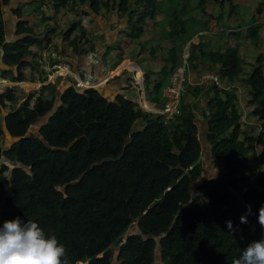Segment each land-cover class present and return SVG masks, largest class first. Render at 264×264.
Here are the masks:
<instances>
[{
  "label": "trees",
  "instance_id": "obj_1",
  "mask_svg": "<svg viewBox=\"0 0 264 264\" xmlns=\"http://www.w3.org/2000/svg\"><path fill=\"white\" fill-rule=\"evenodd\" d=\"M9 1L0 0L4 66L0 74L21 82L24 69H37L29 57L33 44L40 41L17 8L18 39L6 42L2 8ZM50 1L55 12L83 7L84 15L96 17L116 11L127 17L131 40L143 33L158 4L156 0ZM188 2L205 14L208 0ZM36 3L30 13L42 14L48 22L41 11L45 1ZM195 9L192 6L188 16L191 24L184 20L174 32L180 42L170 49L158 77L144 75L145 90L155 103H163L164 80L182 64L181 46L203 28L192 18ZM258 30H248L253 47L260 40ZM186 32L189 36L183 39ZM61 37L76 57L98 49L79 23H72ZM203 38L190 44L188 67L195 69L199 60L207 62L229 84L244 74L250 115L259 122L258 164L252 141L240 127L234 90L189 86L178 113L164 123L163 116L145 112L122 96L108 100L99 89L80 93L70 86L60 92L57 83L47 84L24 99L15 88H7L0 95V226L17 216L37 222L48 236L55 235L65 245L70 264H154L157 251L161 264H232L249 241L264 236L258 221L264 207V58L257 56L245 71L246 62L237 48L212 51ZM106 52L102 62L113 69L122 60V50L116 44ZM107 56L114 57V63ZM199 97L206 98L205 109ZM20 99L24 101L15 107ZM8 106L4 127L17 141L4 150L1 114ZM201 129L211 160L222 165L218 176L206 180L200 162ZM4 185L9 192L3 198ZM242 216H247V223H241ZM134 223L137 234L127 235Z\"/></svg>",
  "mask_w": 264,
  "mask_h": 264
},
{
  "label": "crops",
  "instance_id": "obj_2",
  "mask_svg": "<svg viewBox=\"0 0 264 264\" xmlns=\"http://www.w3.org/2000/svg\"><path fill=\"white\" fill-rule=\"evenodd\" d=\"M179 1H184V0H179ZM245 1L247 0H208L207 4L205 5L204 15H201L200 6L198 7L195 4L196 6L194 7H196V9L192 13V18H194L197 21H200L201 27L203 28L201 29V31L194 34L185 45L181 46L182 47L181 58L183 55V51L185 49L188 50L191 43L198 44L202 35H204V38L202 39V41L206 42L212 51L218 50V51L224 52L227 48L235 47L237 48L240 57L245 58L243 55L240 54L241 46H244V48L248 46L252 49L259 48L261 43L264 42V0H249L251 2L247 4H245ZM156 2H158L159 4L161 3L163 9L167 7L171 8V9L168 8L167 10L170 9L173 11V9H176L171 4L172 0L171 1L156 0ZM20 4L24 5L25 3L17 2L16 5L12 6L11 11H13L14 13V11L17 8H20L21 11L24 12L25 10L28 9L26 7L21 8L20 6H18ZM237 4H241L242 6H247V7L245 9L244 8L238 9ZM230 6L232 7L231 9H230ZM83 9H84L83 7L77 8L76 11L80 10L82 12ZM44 10L48 11L47 14L45 15L49 17V21L46 23H43V26L38 23V21H40V18H42L40 15L34 14L35 17L34 15H32V19L28 20L30 26L38 24L40 25L38 32L40 33L42 31V36H40V38L42 39H39L40 45H37V46L33 45L31 47L32 55L29 57V60L36 62L37 69L35 71L31 70L30 68L24 69L23 70V81L16 82L14 84H17V86L24 84L27 86L31 85L33 87H38L39 85L43 87L44 80L46 79V76L48 75V66L50 65L49 63H51L48 57V52H50L51 50H57L61 52L62 59L68 62L74 71L82 72V71H85V69H88L92 72L94 79L96 81H101L104 78H107L108 82L103 83L100 86L99 90L102 92L104 97L107 98L108 100L112 101L115 99L116 96H122L125 99L129 100L130 102L137 104L139 108H141L143 111L148 112V113L160 111L163 108V103L153 102L151 100L152 99L151 93L145 90L144 75L154 74L152 76L153 79H155V77L156 78L158 77V72L161 70L163 66H165L164 59L169 54L170 49H175V48H172L174 42L172 41V44L169 47L168 42L164 40H160L158 42L159 49H160L159 51L148 50V49L144 51V49H141V48H145V47L148 48L149 46L156 43L155 35L160 32L159 31L160 29L158 30L156 26L162 25L161 22H164V20H167L166 14H164L165 17L160 14L156 16L158 14L157 12L160 13V11H155L153 17L145 21V25L142 31L143 33H141L140 36L133 38V40L127 37L125 33H122V28L126 25L127 27L129 26L128 19L126 16H121V18L124 19L123 21L126 20L125 22L119 21L116 25L114 26L111 25L110 26L111 32H113L115 28H118L119 30L118 32H116V38L120 39L121 43L118 45L120 46V49L122 50V60L119 63H117V65L113 69H111L110 67L104 66L102 62V55L100 54V44L98 45L96 43H93V41L91 40V35L89 36L87 34V36L89 37L91 41L92 46H96V47L99 46V48L97 47L98 48L97 51L95 52L91 51L87 55H83L81 57H76L73 54L70 55L64 47L63 49H61L62 48L61 45L53 44L52 43L53 37H56V35L62 30V28L61 26H59L60 21L58 22L55 17H52L53 14L51 16L50 12L53 11L51 6L47 8L45 7L41 8V11H44ZM187 11L188 13H190V8ZM30 12L31 10H28V13L26 14L29 15ZM108 14H111V12H109ZM14 18H11V22L13 25L11 28H9V26H6V23H5V27H6L5 28L6 30L5 40L7 43H13L18 39V37L15 36V26L18 23L19 19H17L16 16ZM98 18H102V16L99 15V17L97 16L91 17L93 21L95 20L97 21ZM25 19L26 18L24 17L23 20ZM59 19H62L63 21H66L67 23L69 21V20L67 21V18L64 16V14ZM173 22H175V24L177 25L173 23L172 24L169 23L168 26H170L171 30L168 27H166V30L168 32V39H167L168 41H170L169 38L170 36H172V34H170L171 31L173 30L177 31V29H179L182 26L180 22H184V19H180L179 22H177L176 20H173ZM155 27H156V30H152V28H155ZM172 27H178V28L173 29ZM252 27L259 28L258 35H259L260 40H259L257 47H253L250 43L248 30L249 28H252ZM61 32H64V31H61ZM101 37L104 40V37L103 36ZM60 40L63 41L62 37ZM46 42L50 43L52 47H49V48L43 47L44 43ZM116 44L117 43L106 45L105 49L107 50L108 47L112 48ZM85 48L87 49V46H85ZM136 48H137V51H136ZM139 51H140V54L138 56ZM128 52L129 53L131 52L132 54L136 52L137 53L135 57L136 59L139 57L143 58L146 56V60L145 61H141L140 59L133 60L128 57L127 55ZM91 54H93L94 57L99 60L98 65L91 64V58H90ZM2 55H3V51L0 49V66L2 65V61H1ZM262 56L264 58V55ZM110 57L112 58V56ZM110 57H108L109 63H114V57L112 59H110ZM152 60H154L153 62H156V63L155 64L151 63ZM157 61H159V63H157ZM244 61L246 62L245 59ZM120 64L123 65V69L125 68V66H129V65L131 67L132 66L136 67L135 69L131 68V70L129 71H126V70L122 71V72H126V74H128L130 78L132 77V79L134 80L132 84H129L126 81L121 80L120 79L121 76L116 77V78L112 77L115 74V71H114L115 68L118 67ZM208 64L209 63L207 62H202L201 60H199L196 62L195 69L191 70L190 67H188L187 76H188V80L190 84H194V82L196 81L198 77L206 73L215 72V70L211 71V68L213 66L211 64L209 65ZM252 65L253 64H250V66ZM199 67H204L206 71L199 73L200 72L198 70ZM27 71L29 72V74L33 73V77L35 79H33L32 76H28L26 73ZM168 79L169 77L167 78V80H164L165 85L168 83ZM58 83L63 84L61 87L62 89L61 88L59 89L60 92L63 89H65L68 85L67 82H64L62 80H59ZM233 84H230V85L233 87ZM16 87L14 88L16 89V91H18V88ZM164 87L165 86H163L162 90L164 89ZM200 98L201 97H199L201 106L203 109H205L206 98L205 99H200ZM161 99L163 102L162 91H161ZM136 100L138 103L136 102ZM191 101L193 102L194 99L192 98ZM152 114H156V112Z\"/></svg>",
  "mask_w": 264,
  "mask_h": 264
},
{
  "label": "rangeland",
  "instance_id": "obj_3",
  "mask_svg": "<svg viewBox=\"0 0 264 264\" xmlns=\"http://www.w3.org/2000/svg\"><path fill=\"white\" fill-rule=\"evenodd\" d=\"M36 1H41V0H10L9 4L2 8L3 19L5 20L6 26H9V28H11L13 26L12 22H11V18H14L15 15H14L13 11H11L12 6L16 5L17 2L25 3L24 5L20 4L18 6H20L21 8H23V7L28 8L27 10H25L23 12V13H25V16H28V14H26V13H28V10H31L33 7L38 5L36 3ZM43 1H45V3H43L41 5V8H44V7L47 8V7L51 6V3H50L51 1L50 0H48V1L47 0H43ZM250 2L251 1L247 0V1H245V4L250 3ZM182 3H184V4H182ZM171 4L173 5L174 8H176V9H173V11L170 10L171 9L170 7H167L165 9H163L161 3L160 4L156 3L154 5L155 10L156 11H160V13L157 12L158 14L156 16H158L160 14V15H163L165 17L164 14H166L167 15V20H164V22H161L162 25H157L156 26L158 28V30L160 29L159 30L160 32L155 35L156 43L151 45V46H149L148 48L147 47L141 48V49H144V51H146L147 49L148 50L159 51L160 49H159V43L158 42L160 40H164V41L168 42V46L169 47L171 46L172 41H173L174 43H173L172 48H177L178 47V42H180L178 40H180V37L174 35V32H176V30L171 31V33H173V34L169 38V40L171 41L170 42V41L167 40L168 39V32L166 30V27H168L171 30L170 26H168V25H169V23L172 24L173 20H176V21H179L180 19L188 20V15L191 14L192 6H196V5L192 4V3H189L188 0H185V1L172 0ZM246 7L247 6H242L241 4H237V8L238 9H242V8L245 9ZM168 8H170V9L167 10ZM189 8H190V13H188V11H187ZM47 12H48L47 10L42 11V13L44 15L47 14ZM114 12H116V11H111V14H108L109 12L103 13L102 15H100V16H102V18H98L97 19L98 22L96 20L93 21L91 19V17H94V16H92V15L91 16L84 15L80 10L79 11H76V10L75 11H71V10L66 9L64 11H58V12L51 11L50 14H51V16L53 14L52 17H55L58 22L60 21L59 26H61V28H62L61 31L67 30L72 23L81 24V26H83V28L85 29L87 34L89 36L91 35V40L93 41V43H96L98 45L100 44V54L104 55V54H106V49H105L106 45L115 44V43L120 44L121 43L120 39L116 38V32L119 31L118 28H115L114 31L111 32L110 31V26L111 25L114 26L119 21L122 22L124 19L119 17L118 15H116V13H114ZM29 14H31V13H29ZM63 14L67 18V21L69 20L68 23L66 21H63L62 19H59L61 16H63ZM32 15H34V14H31L30 17H25V16L24 17L27 20H30V19H32ZM36 15H40V14H36ZM153 15H154V13H153ZM40 16H42V14ZM34 17H35V15H34ZM97 17H99V16H97ZM14 20H15V18H14ZM41 20H42V22H41ZM125 21H123V22H125ZM38 23L43 26V23H46V22L43 21L42 18H40V21H38ZM189 24H191V21L188 20L187 25H189ZM40 25H38V24L37 25H33V26L29 25L36 32V34H37L36 36H37L38 39H42V38H40V36H42V31L40 33L38 32ZM156 27L152 28V30H156ZM127 28H128L127 25L124 26L122 28V33H125L127 35L128 34ZM172 28L175 29L176 27H172ZM60 32L56 35V37H53V42L52 43L61 45L62 46V48L60 47L61 49H63V47H64L66 49V51L70 55H72L73 52L67 47V43L60 40L61 39ZM187 33L188 32H186V34L182 35L181 37L183 39H185L187 36H189ZM101 36L104 37V40L102 39ZM49 44L50 43L46 42V43H44L43 47L47 48L48 46L51 45V44L50 45ZM33 45L37 46V43H35ZM50 47H52V45ZM97 47L99 48V46H97ZM87 50L89 51V46H87ZM136 51H137V48H136ZM139 54H140V51L138 53V56H139ZM240 54L245 57V58H243V57H241V58L243 60L245 59L246 63H247L245 65V71H249L251 69V67H252V66H250V64L254 65V63L256 61V58H257V55H259V54L264 55V42H262L260 47L256 48V49H252V48H250L248 46L246 48H244V46H241L240 47ZM127 55H128L129 58H131L133 60H137V59H140L141 61H145L146 60V56L143 57V58L139 57V58L136 59L135 58L136 55H137L136 52H134L133 54L131 52L130 53L128 52ZM153 61L154 60H152L151 63L155 64L156 62H153ZM157 63H159V61H157ZM125 68L123 69V65L120 64L118 67L115 68V70H114L115 74L112 77L116 78V77H120L121 76L120 77L121 80L126 81L129 84H132V82L134 81L132 79V77L130 78L128 76V74H126V72H122L123 70L129 71V70H131L132 67L129 65V66H125ZM198 70L200 71L199 73L206 71V69L204 67H199ZM212 70H216V67L213 66L211 68V71ZM26 73H27L28 76H32L33 77V73L29 74L28 71ZM241 78H244V74L241 75ZM241 78H239V79H237L235 81V83L233 84V87L230 90H234L236 92V94L238 95V110L240 112V122H241L240 123V127H241L242 131L247 133V135L249 136V138L252 141V146H253V149H254V152H255L256 158H257V161H256L255 164H258V162L260 161V148L257 146L256 140H257V137H258V134H259V122H256V121H254L251 118V115H250L251 105L248 103V99H249V95L247 93L248 89H247V86L245 85V83L242 81ZM33 79H35V78L33 77ZM221 79H222V77H221ZM224 81L225 80H222L221 84ZM49 83H52L51 79H50ZM41 85H43V84H41ZM62 85L63 84L58 83V86H57L58 90L62 87ZM222 85H224V87L226 89H229L228 86H230V85H228V84H222ZM16 86H17V84H12L11 85V87H16ZM40 87H41L40 85L38 87H33L31 85L27 86V85L22 84V85L16 87V88H18V91H16L15 94L18 97L21 96V97H23L25 99L28 96L29 93L37 92ZM24 99H20L15 107H18L24 101ZM136 102H137V100H136ZM10 110H11V107L8 106L7 109H3V113L1 114V116H2L1 117L2 118L1 119V127H2V130L4 132L1 144H2V148L4 150L8 149L11 144H13L15 141H17V139L11 138L9 136V134L7 133V131L5 130V127H4L3 118L7 114V112L10 111ZM152 113H155V112H152ZM201 122H203V124H204V121H201ZM201 122L198 123L200 128L203 126V124H201ZM33 127L34 128H32V130H33L34 133H36L35 130L37 128V125H34ZM203 136H204V130L201 129L200 132H199V138H200V142L203 143V146L201 148L202 151H201L200 162H201V166H202V179L206 180V179H210L212 177L218 176L220 170L222 169V165L219 164V163L214 162L213 160H211L210 153H209V150H210L209 144H207L206 141H204L205 139L203 138ZM249 158H251V153L249 154ZM0 165H1V162H0ZM8 192H9L8 186L4 185L2 187L3 198L8 194ZM135 227H136V224L134 223L133 228H135ZM251 227H253V226H251ZM115 249H116L115 246L111 247L112 251H115ZM155 256L156 257H155L154 264H161V260L159 258V251L156 252Z\"/></svg>",
  "mask_w": 264,
  "mask_h": 264
},
{
  "label": "clouds",
  "instance_id": "obj_4",
  "mask_svg": "<svg viewBox=\"0 0 264 264\" xmlns=\"http://www.w3.org/2000/svg\"><path fill=\"white\" fill-rule=\"evenodd\" d=\"M49 47L50 46H48V48ZM185 51L188 52V50L185 49L183 51V54ZM51 52H58L59 54H61V52L57 50H51L50 52H48V55ZM51 63H49L50 65L48 66V68L51 66ZM182 65H183V55H182L181 66L178 67L173 73H175L179 68H181ZM187 70H188V64H187ZM215 71L218 70L216 69ZM51 72L52 71L48 69V74H50ZM172 74L169 76V79L172 76ZM186 75H187V71H186ZM169 79H168V83H169ZM47 80H48V75L46 76L44 82H47ZM59 80L60 79H57L54 83H49V84H55V83L58 84ZM222 80H225L224 82H222V84L230 85L225 78H222ZM11 83L14 84L16 82H11ZM67 83H68L67 87H70V82L68 81ZM168 83L165 85V87L168 85ZM189 86H196V85L190 84L187 86V89ZM218 87L225 90H230L232 88L231 85L228 86L229 89H226L224 85ZM10 88H14V87H10ZM203 88L206 89L209 87H203ZM163 103H164V99H163ZM248 207L250 210L251 206L249 205ZM258 221L260 226L264 228V207L260 209ZM241 223H247V216L241 217ZM228 227L229 229H231L232 227L231 221L228 222ZM67 255L68 252L65 245L60 243V241L55 235L48 236L45 230L35 221L28 219L25 221L21 217L17 216L14 220L5 221L3 225L0 226V264H70L69 260L67 259ZM232 264H264V236H262L260 239L249 241L246 247H244L242 254L239 256V258L233 259Z\"/></svg>",
  "mask_w": 264,
  "mask_h": 264
},
{
  "label": "built area",
  "instance_id": "obj_5",
  "mask_svg": "<svg viewBox=\"0 0 264 264\" xmlns=\"http://www.w3.org/2000/svg\"><path fill=\"white\" fill-rule=\"evenodd\" d=\"M188 52L185 51L183 54V65L179 68L169 79L168 85L162 91V97L164 99L163 108L160 111H155L156 114L164 117V123H168L174 114L178 113L181 97L186 92L187 86L190 85L187 71V58ZM51 60V66L48 68L52 72L48 74V81L44 82V85L51 82L54 83L57 79L62 81H69L70 86H72L77 92H83L88 89H98L103 83H107L108 79L104 78L101 81H96L92 72L88 69L82 72H76L72 70L69 64L64 61L61 54L58 52H51L49 55ZM91 64L98 65L99 61L94 57L93 54L90 56ZM132 66V69H135ZM51 77V78H50ZM221 76L218 71L206 73L196 79L194 84L200 87H209L211 85L221 86ZM12 83L8 78L0 75V95L4 93L6 88H10Z\"/></svg>",
  "mask_w": 264,
  "mask_h": 264
},
{
  "label": "water",
  "instance_id": "obj_6",
  "mask_svg": "<svg viewBox=\"0 0 264 264\" xmlns=\"http://www.w3.org/2000/svg\"><path fill=\"white\" fill-rule=\"evenodd\" d=\"M4 68V66L3 65H1L0 66V69H3ZM42 122H45L46 121V118H43L42 120H41ZM204 141H206V140H204ZM201 143V148H202V146H203V143L202 142H200ZM207 143V142H206ZM208 144V143H207ZM209 148H210V146H209ZM210 153V152H209ZM146 212H144V214H145ZM137 229H130L129 231H127V235H132L133 233L134 234H137ZM156 241H158V239H156ZM157 250H160V247L159 246H157ZM156 255V254H155ZM156 257V256H155Z\"/></svg>",
  "mask_w": 264,
  "mask_h": 264
}]
</instances>
